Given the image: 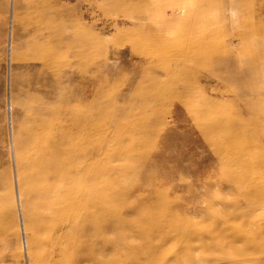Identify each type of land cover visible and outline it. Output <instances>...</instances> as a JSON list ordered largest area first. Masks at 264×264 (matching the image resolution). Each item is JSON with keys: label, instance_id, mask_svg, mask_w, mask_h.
Listing matches in <instances>:
<instances>
[{"label": "rangeland", "instance_id": "obj_1", "mask_svg": "<svg viewBox=\"0 0 264 264\" xmlns=\"http://www.w3.org/2000/svg\"><path fill=\"white\" fill-rule=\"evenodd\" d=\"M0 264H264V0H0Z\"/></svg>", "mask_w": 264, "mask_h": 264}]
</instances>
